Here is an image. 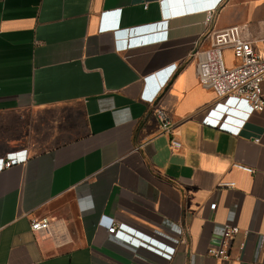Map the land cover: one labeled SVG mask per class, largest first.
Instances as JSON below:
<instances>
[{"label": "crops", "instance_id": "crops-1", "mask_svg": "<svg viewBox=\"0 0 264 264\" xmlns=\"http://www.w3.org/2000/svg\"><path fill=\"white\" fill-rule=\"evenodd\" d=\"M172 1L0 0V159H19L0 171V264H264V111L200 87L193 56L231 27L264 55V0ZM104 219L183 241L167 261ZM225 224L240 233L216 260Z\"/></svg>", "mask_w": 264, "mask_h": 264}, {"label": "built area", "instance_id": "built-area-1", "mask_svg": "<svg viewBox=\"0 0 264 264\" xmlns=\"http://www.w3.org/2000/svg\"><path fill=\"white\" fill-rule=\"evenodd\" d=\"M214 6L215 4L206 5L195 11L211 9ZM212 17V14H209L207 19L211 20ZM208 36L209 47L197 50L193 54L200 87L214 93L217 99L231 98L235 101H242L250 106L253 113H262L264 111V55L257 53L251 43L243 39L238 27H231ZM226 49L231 50L233 57L238 61L237 66L231 69L226 68L224 63L223 53ZM154 115L161 132L169 134L171 126L164 113L157 110ZM255 142L258 143L259 140ZM170 147L176 152L182 148V145L172 138ZM18 162L17 154L12 153L6 160L0 159V171L9 169ZM238 168L251 172L243 167ZM227 186L232 187L233 185ZM210 209L214 211L216 205L212 204ZM31 229L34 233L48 232L49 221L47 219L34 220L31 222ZM121 229L127 230L123 225L110 219H104L99 225V231L104 230L105 237L111 236L131 247L143 248L167 261L172 259L180 242L183 241L181 239L172 240L153 233L159 239L155 240L130 231L134 234L133 236L124 233ZM239 233L238 227L225 224L220 246L210 247L207 255L216 260H227L230 244ZM176 234L182 237L184 231L178 228Z\"/></svg>", "mask_w": 264, "mask_h": 264}, {"label": "water", "instance_id": "water-1", "mask_svg": "<svg viewBox=\"0 0 264 264\" xmlns=\"http://www.w3.org/2000/svg\"><path fill=\"white\" fill-rule=\"evenodd\" d=\"M190 0H173L172 5L179 6L180 4L188 3Z\"/></svg>", "mask_w": 264, "mask_h": 264}, {"label": "rangeland", "instance_id": "rangeland-1", "mask_svg": "<svg viewBox=\"0 0 264 264\" xmlns=\"http://www.w3.org/2000/svg\"><path fill=\"white\" fill-rule=\"evenodd\" d=\"M235 59V58H234ZM236 60V59H235ZM237 61V60H236ZM237 64H238V61H237ZM237 64L235 65V66H237ZM225 66H226V68H228V69H231V68H233V67H229V66H227L226 64H225ZM234 66V67H235Z\"/></svg>", "mask_w": 264, "mask_h": 264}]
</instances>
